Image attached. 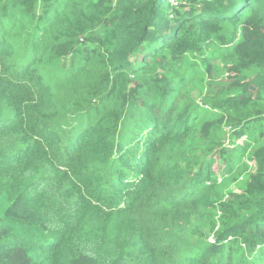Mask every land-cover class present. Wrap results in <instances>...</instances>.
<instances>
[{
    "label": "trees",
    "instance_id": "1",
    "mask_svg": "<svg viewBox=\"0 0 264 264\" xmlns=\"http://www.w3.org/2000/svg\"><path fill=\"white\" fill-rule=\"evenodd\" d=\"M129 104L149 121L138 175L83 202L84 257L41 253L78 182L110 174ZM261 222L264 0H0V264H255L239 240L264 244Z\"/></svg>",
    "mask_w": 264,
    "mask_h": 264
},
{
    "label": "clouds",
    "instance_id": "2",
    "mask_svg": "<svg viewBox=\"0 0 264 264\" xmlns=\"http://www.w3.org/2000/svg\"><path fill=\"white\" fill-rule=\"evenodd\" d=\"M120 112L123 114L120 126H129L133 132L126 134V142L121 144V147H114L112 151V162L110 165V174L107 176L106 180L101 183H95L92 186V192H87L84 186L78 182L77 189L78 191L70 195V202L74 205V200H77L81 203V206L84 201L90 200L92 201L94 198L98 196H102L111 192H115L118 190V183L119 179L127 182L128 180H132L133 177L138 175L137 167L135 164H139L142 156H137L133 153L128 151L130 146L136 145L137 148L140 150L144 143V140L147 138V134L149 132V121H147V117L144 111L135 105H123L120 108ZM75 125L78 128L77 134L72 137L68 141L67 149L70 152H77L79 153L82 149L83 145V128L85 123H79L75 121ZM82 151V150H81ZM78 161L76 165L73 167V170L67 171L66 176L68 178H73L75 176H81L83 174L82 170L77 169ZM125 164L127 173L129 177L125 178L122 176V172L120 170V165ZM62 182V191L65 192L66 184L63 179L60 177ZM259 229H264V223L257 224ZM232 234L227 235V240L231 238ZM54 242H45L42 245L41 253H54L59 251V246L61 244L60 238L57 233H52L48 235ZM213 238V236H212ZM248 238V237H246ZM249 239V238H248ZM58 241V243H57ZM214 239L211 241L213 242ZM239 243L243 245L245 254L249 261L255 262V264H264V244L256 243L253 247H250L248 243L244 239H240ZM25 244L23 242L20 243H5L4 249H12L15 250L16 248L23 247ZM8 246V248L6 247Z\"/></svg>",
    "mask_w": 264,
    "mask_h": 264
},
{
    "label": "rangeland",
    "instance_id": "3",
    "mask_svg": "<svg viewBox=\"0 0 264 264\" xmlns=\"http://www.w3.org/2000/svg\"><path fill=\"white\" fill-rule=\"evenodd\" d=\"M28 29L29 26L24 27L22 31L26 32L28 31ZM209 47H211V44H206V46L200 45V49L193 51L190 55L197 57L200 55H204L206 49H208ZM225 129H224L225 138H227L228 136L230 137L231 129L229 132H226ZM212 152L216 153L217 149L216 148L213 149ZM68 203H69L68 199L60 200V205L64 208ZM74 205L77 208L75 212L78 213L76 214L74 220L70 223L69 230L64 231L60 229L57 232L61 241V244L58 249L68 260H75L77 258L80 259L86 255V252L89 249V245H88V241L90 239L89 227H92V219L87 213L81 211V203L77 200H74ZM61 222H63V218L57 217L54 218L51 223L58 224ZM204 240L211 242L213 240L212 235L210 237H205ZM6 247L8 248V246Z\"/></svg>",
    "mask_w": 264,
    "mask_h": 264
}]
</instances>
